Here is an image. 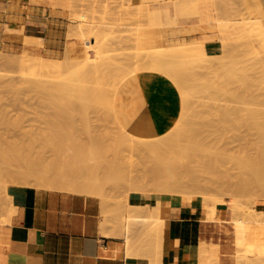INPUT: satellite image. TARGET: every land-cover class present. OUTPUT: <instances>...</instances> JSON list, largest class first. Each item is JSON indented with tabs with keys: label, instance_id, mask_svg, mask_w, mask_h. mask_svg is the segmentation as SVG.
Returning <instances> with one entry per match:
<instances>
[{
	"label": "rangeland",
	"instance_id": "374dc122",
	"mask_svg": "<svg viewBox=\"0 0 264 264\" xmlns=\"http://www.w3.org/2000/svg\"><path fill=\"white\" fill-rule=\"evenodd\" d=\"M129 1L8 0V25L10 26H5V29L8 31V28L24 25L28 42L22 43L18 39L19 37H16L14 39L18 40H8V47L0 48V135L6 140L2 144H7L8 154L12 152L11 155H15L17 159L14 160L15 162L13 161L14 165L11 163L13 166L11 168L15 170L16 173L14 172V174L16 175L0 179V186L8 187V199L4 189H0V205L2 207L0 224L11 223L17 210L12 195H10V189L34 187L61 191L53 185V175L69 172L70 174L66 173L68 177L73 176L69 179L75 180L76 176V179H81L78 177L79 174H82L81 177L84 180V174L91 170L92 173L91 171L88 172L89 176L100 175V178H104L105 191L103 195L98 197L103 206L104 221L120 224L124 228L126 236H129L126 237V239L128 238L126 241L127 254L135 256L140 254V257H143L145 254L148 256V254L154 253L156 256L153 254L151 257L155 256V263H157L158 246L156 247V241L150 239V226L148 227L146 224L143 227L141 225L144 223L140 222L137 223L138 227L136 224H134L135 226L133 224L128 225L130 223L127 220L126 212L127 198L142 194L129 192L128 188L124 187V183L122 186L120 172L118 174L117 171L122 170L126 174L131 170L130 161H134L135 157L133 154L137 157H135V163L142 160L145 152L141 146V148L138 146L140 144L137 141L140 139L136 137H143V140L152 142L163 139L173 133V131L168 132V130L178 117H187L184 115L189 116V113L193 115L195 112L199 114L197 111L199 109L201 114L207 113L206 115L208 112L214 114L215 109H219L218 112L221 113L226 110L223 109V106L228 108V105L234 104L236 93L232 91V87L237 89L239 84L240 86L244 84L239 83L241 78L250 81L249 85L252 89L254 80L251 81L252 78L248 80L247 77L253 76V70L259 66L263 65L264 69V8L260 0H214L217 8L214 13L216 19L214 23H208L198 19L193 21L189 18V12L197 4L199 5L198 0H133L132 3L134 4L130 8L134 9V12L127 14L124 9L128 8ZM81 23L82 29L79 26ZM181 24L185 27L182 31L186 35H180V40L184 44L174 46L177 42V36H169V34L173 28ZM205 27L210 28L215 34L209 42L218 41L221 44H217L219 50L216 54H210L205 49H197L198 51L190 49V47L195 46V42H199L195 39L201 36L200 30L205 32L202 30ZM79 28L84 30L85 37L91 38V41L94 38L96 41L95 46L91 47L88 57L90 68L85 71L81 68L83 63L79 58L84 48L82 39H80L82 32L80 34ZM190 34L197 35L190 36ZM202 34L204 39L206 32ZM192 40L195 41L189 42ZM92 42L94 43V41ZM8 59L12 61V64ZM37 67L43 68L45 71ZM208 67H210V72L205 71L208 72L205 73L204 70ZM27 68L32 70L28 72L25 70ZM67 68L68 70L65 71ZM169 69H171L172 76L169 75ZM38 70H40L39 73L36 72ZM23 71L25 73H22ZM248 71H251L252 74L246 73V76L244 72ZM193 72L200 73L195 74ZM59 73L63 76L61 78L58 76L61 81L56 77V74L59 75ZM194 75H196L195 78ZM258 76V80L262 82L264 78ZM56 79L62 83L61 85H66L67 82L70 84L71 81L72 83L74 81L76 84L80 83V87L75 83L72 85L74 86V95L71 96L73 93L68 95L71 96V99H67L68 96L65 94H58V97L57 95L55 97L54 95L52 97L48 95L37 96L28 91L23 95H13L6 89L10 81L16 84H20L22 81L37 84V81H41V83L53 81L55 83ZM153 79L152 91L145 100L141 95L145 91L144 89L152 87ZM248 82L246 86H248ZM181 83L184 87L181 86ZM228 85H232L229 86L230 89L227 87ZM263 85L262 87L259 86V89L264 90ZM246 86H244V90L246 89L245 92H248L249 86ZM221 87L223 88L221 89ZM241 87L243 88V85ZM224 88H228L230 91L225 89L223 92ZM242 88L236 91H240L239 95L240 93L245 94ZM255 89L256 87H254ZM77 90H79L78 93ZM257 91V94L261 92V90ZM262 92L264 94V91ZM223 93H227V96ZM99 94L100 96H98ZM228 94H235L234 97L231 95L234 99L233 103H230L232 98ZM127 95L129 97H124ZM191 96L193 100L189 99V97L192 98ZM150 98L153 99L151 102H149ZM197 98L198 103L196 102L195 105L193 103ZM83 99L85 101L82 102ZM243 99L240 95V98L236 100V104L239 105L237 107L235 104V107L237 109L244 107L241 110L246 111L249 104L248 101L246 102V98ZM191 101L193 102L191 103ZM199 101H201L200 105L201 103L205 105V108L200 105L197 106ZM238 101L240 102L237 103ZM152 104L155 107L154 111L149 110V106ZM193 105L199 108L196 110ZM250 107L253 108L254 106ZM202 108L205 109L204 112ZM234 110L236 109L234 108ZM88 119L89 122H87ZM181 124L183 125V122ZM187 130L183 133L187 134ZM3 145L1 146L6 149ZM119 147L121 150L118 149ZM25 150L27 152L24 153ZM11 155L10 157L13 158ZM130 157L133 158L130 159ZM12 158L11 160H13ZM83 164L84 167H82ZM123 164L128 166V169L125 170L126 167ZM87 165L89 167H85ZM119 166L123 168L120 169ZM80 167L84 172H79L77 175V170L81 171ZM70 168L73 170L69 171ZM17 174L20 175L17 177ZM118 175L120 176L119 179L116 177ZM204 194V211L208 219L214 218L219 209L217 199L225 201L224 203L220 202L224 205L221 207L225 208L228 207V201L234 202L240 199L243 203L245 202V205L248 206L246 205V210L242 212L245 213L244 217L243 214L241 215L243 218H246L249 209H257V205L264 204V196L256 197L254 191L241 195L234 194L232 191L231 193L229 191L218 192L219 195L216 192L205 191ZM147 196L155 197L154 195ZM156 197L161 198L160 195ZM182 200L183 203H188L186 196H183ZM196 200L201 202L200 197H197ZM250 205L252 206L249 208ZM254 206L255 208H253ZM247 208L249 209L247 210ZM259 219L264 221V214ZM260 220L253 222L259 232L263 224ZM134 227L140 228L138 230L142 234L140 237L144 239V242L129 241ZM262 230L264 232V227ZM245 232H247V228ZM263 239L260 237L255 241H264ZM249 248L250 244L245 241V236L238 238L234 256H238L241 260L245 259L246 254L249 253ZM261 248L263 254L256 256L257 262H249V264H264V246ZM142 249L146 251L143 255ZM234 256L232 260L235 259Z\"/></svg>",
	"mask_w": 264,
	"mask_h": 264
},
{
	"label": "bare ground",
	"instance_id": "6f19581e",
	"mask_svg": "<svg viewBox=\"0 0 264 264\" xmlns=\"http://www.w3.org/2000/svg\"><path fill=\"white\" fill-rule=\"evenodd\" d=\"M129 2L130 3L127 6L128 8H125L124 10L127 14H133L134 9L130 8L134 4V3H132L133 0H130ZM189 6H190V4H189ZM135 11H136V9H135ZM189 18H191V20H193V21H195L197 19L200 21H203L201 19L200 6L198 4L196 5V7L194 9L191 10V12H189ZM10 24H11V22H10ZM9 26L10 25H8V27ZM11 26H13V25L11 24ZM79 26L82 29V23ZM80 28H79L80 34L82 32V34L80 35V39H82V44L84 45V48L82 49V54L79 57L81 60L80 59L79 60L83 63L81 68H83L85 71V70H88L90 68L89 63H88V61H89L88 57H89L91 49H92L91 47L95 46L96 41L94 38H92V41H94V43H93L91 41V38L85 37V35L83 34L84 30L82 31V30H80ZM24 29H25L24 25H17L14 28L13 27L8 28V40L14 41V40L20 39V41L22 43L26 44L28 42L27 41L28 38L26 37ZM202 30L206 32L204 39L202 41L195 42L194 43L195 46L190 47V49L192 51H198L197 49H199V50L204 49L205 44L207 42H209V40L212 39L215 35L214 32L208 27L202 28ZM200 32L205 33V32H202L201 30H200ZM16 37H19V38L14 39ZM27 59H29V58H27ZM7 61H5V62H7ZM15 61H18V60H15ZM29 61H31V60H29ZM5 62H4V64H5ZM9 62H11V64H12L11 60H9ZM25 64H27V63H25ZM31 65H32V63H31ZM156 66H158V65H156ZM262 66H259L255 70H253L254 71L253 76L247 77L248 80H249V78H252L251 81L254 80L253 81L254 84L253 85L251 84L253 90L250 89V87H251L249 85L250 81L249 82L246 81V78H243V80L241 78L240 82L238 79L239 83H241V84L244 83L245 85L242 84L243 85V88H242L241 87L242 85L240 86V84L238 83L239 87H237V89L242 88L244 90V86H246L247 82H248V86L250 89V90L247 89L248 92H245V90H246L245 89L244 90L245 94L240 93L242 99L244 96V99L246 98V102L248 101L249 107L247 108L245 106V108H247L246 111L241 110L242 108L244 109V107H241V109H239V108L237 109L239 104L238 105L236 104V100H237V98H240V95H239L240 91L238 90L239 92H236L237 89L232 87L233 90L232 89L231 90L234 93H236L235 97H234L235 94L234 95L231 94L235 98V101L233 104L234 106L231 105L232 108L230 105H228V108H226L227 106L225 108L223 106V109H226V110H223L221 113L218 112L219 109L218 110L215 109L216 112H218V114H215L216 112L213 114L212 111L210 110L212 114H209V112H208V115H206L207 113H203L205 111V109H203V108H205V105H203L202 103L200 105L201 101H199V104L197 106L200 105L203 107L202 108L203 110L201 109L203 111L202 112L203 114H201V111H199L200 109L197 110L199 107L197 108L196 106L193 105L194 109L197 108L196 110L198 111L199 114H197L195 112L196 111L195 110L194 111L195 113L193 112L194 114L191 115L192 113H189L190 112V110H189L188 113L190 114L189 115L190 117L188 115H184V116H187L189 118L183 117V118H185V119H183L181 117H178L175 124L168 130V132L173 131V133L168 135L167 137H165L163 139L156 140L154 142L148 141V140H143L144 139L143 137H136V138L140 139L139 141H137L140 145L135 143V141H134V143L137 144L139 147L141 146L142 148L141 147L140 148L143 149L145 153H143L144 156L142 157V160H140L141 158L139 159L140 160L139 163L138 162L135 163L136 155L133 154V157L135 156L134 161H130L131 164L129 163L131 170L128 171L126 174H124V171H122V170H121L122 173L120 170L117 171L118 174L120 172L121 178L119 175L116 177H118L117 179H119V178L121 179L122 186L124 183V187H127L128 191L133 192L134 194L138 193V194H142L145 196L146 195H154L155 197L157 195H160L161 200L164 201L165 204L168 202H172L175 205L180 204L183 202V200H182L183 196H186L188 198V203H193L194 201H196L197 197H200V200H201V202H200L201 207L200 208L203 210H204L203 200L205 199V194H204L205 191L216 192L217 194H218V192L229 191L231 193V191H232L234 194H240V195L243 193L247 194L248 192L254 191V194L256 195V197L259 195L264 196V94H262L263 93L262 91H264V90H262V88L259 89L260 88L259 86L262 87V84H264V80L262 82H260L258 80V78H259L258 75H260V76H262V78H264V69ZM18 67L19 66L17 65V68ZM161 67H164V66H161ZM168 67L170 68L171 66H168ZM43 68H44V66H43ZM43 68L42 69L38 68V69L44 70ZM209 68L210 67H208V69L204 70V72L205 71L210 72ZM93 69H96V68H93ZM161 69H163V68H161ZM12 70H14V68H12ZM23 70H24V68H23ZM25 70L27 71L28 68ZM30 70H32V69L29 68L28 72ZM40 70H38L36 72L39 73ZM67 70H68V68L65 71H67ZM166 70L168 71V68ZM90 71H91V69H90ZM170 71H171V69H169V75L171 74L170 76H172V73H170ZM251 71L250 72L248 71L249 73L248 72H244V73L251 75L252 74ZM15 72H16V70H15ZM22 73H25V71H23ZM62 73H63V70H62ZM90 73H92V72H90ZM193 73H195V72H193ZM196 73L199 74L200 72H196ZM205 73H208V72H205ZM174 74L176 75L177 73H174ZM247 74H246V76H247ZM80 75H83V74H80ZM80 75H78V76H80ZM38 76H40V75H38ZM58 76L60 78L63 77L62 75H60V73H59V75L56 74V77H58ZM195 76L196 75H194V78H195ZM56 77H54V78H56ZM59 77H58V79H60ZM179 77H181V76H179ZM253 77H254V79H253ZM190 78H192V77H190ZM2 79H3V77L1 78V82H2ZM244 79L246 82L244 81ZM64 80H65V78H64ZM78 80H77V82H78ZM95 80H96V78H95ZM56 81H57V79L54 81L55 83H53V81H51L50 83L49 82L48 83L42 82V83H45L43 85H42L41 81L40 82L37 81V84L31 83V82L27 83L24 81H22V83H20V84H16V83L10 81V82H8V85L6 86V89L8 90V92L10 94H13V95H20V94L23 95L27 91L29 93H35L37 96L38 95H41V96L48 95L51 97H52V95H54V97L57 95V97H58V94H65V96L66 95L68 96V95L73 93L74 86H72V85L74 83L76 84V82H74V81H73V83H72V81L70 82L71 86L73 87V89H72L69 82H67L68 80L66 81L67 82L66 85H61L62 84L60 82L61 79H60V81L58 80L57 83H56ZM103 81H104V79H103ZM198 81H200V80H198ZM242 81H244V82H242ZM59 82H60V84L57 85ZM195 82H197V81L195 80ZM258 82H260V83H258ZM177 83H179V82H177ZM77 84L79 85L80 83H77ZM3 85H4V83H3ZM181 86H183L182 83H181ZM229 86H232V85H228L227 87L229 88ZM248 86H246V87H248ZM79 87H80V85H79ZM223 87H221V89ZM254 87H256L257 90H261V92L259 94H257L258 91L256 89L254 90ZM39 88H41V90H39ZM228 88H224L223 92H225V89H228ZM263 88H264V85H263ZM180 89H181V87H180ZM78 91L79 90H77V93H78ZM81 91L82 90H80V92ZM181 91H185V90H181ZM196 91L198 92V90H196ZM196 91H194V92L196 93ZM219 91H222V90H219ZM74 92L76 93V91H74ZM216 92L218 94V89L216 90ZM96 93L98 94V92H96ZM187 93H188V91H187ZM227 93H228V91H227ZM93 94H94V91H93ZM191 94H189V95H191ZM223 94L226 95L225 93H223ZM73 95H74V93L71 96H73ZM77 95H80V94H77ZM228 95H230V94H228ZM231 95L229 97H231ZM98 96H100V94ZM70 97L68 96L67 99ZM183 97H184V95H183ZM205 97H207V96H205ZM233 97H231L232 102H230V103H233V100H234ZM77 99L79 100V98H77ZM104 99H102V100H104ZM189 99L193 100V97L192 98L189 97ZM228 99H230V98H228ZM105 100H107V99H105ZM186 100H187V98H186ZM210 100H209V102H210ZM80 101H81V99H80ZM83 101H85V100L83 99L82 102ZM197 101H198V98L196 99V101L193 104H195ZM217 101H218V98H217ZM192 102L193 101H191V103ZM239 102L240 101H238L237 103H239ZM186 104H188V103L186 102ZM235 104L237 107H235ZM74 105H75V103H74ZM229 106H230V108H229ZM250 106H254V107L251 108ZM189 107H190V105H189ZM193 107L191 106L192 110H193ZM208 108H209V106H208ZM234 108L236 110H234ZM207 110L209 111V109H207ZM84 119H86V118H84ZM89 119L87 122L90 121ZM182 122H183V125L181 124ZM181 125H182V127H180ZM186 127L188 128V130ZM181 128H183V129H181ZM186 130H187V134L185 132L183 133V131H186ZM230 132H232V133H230ZM229 133L232 135L230 136ZM3 142H6V140H4L3 136L0 135V179H3V178L8 177V176L12 177V176L16 175V174H14L15 170L13 168H11V166L14 165V162H15L14 160H17L16 156L11 155L12 152H10L11 154H8L9 148L6 147L7 146L6 143H4L6 145H3L2 144ZM14 143H16V142H14ZM1 145H3L6 149H4ZM137 145H135V146H137ZM112 148H113V146H112ZM114 148H115V146H114ZM118 149L121 150L120 147ZM118 149H116V150L119 151ZM141 149L138 148V150H140V151H141ZM25 152H27V151L25 150L24 153ZM129 152H130V148H129ZM131 152L133 153L134 151L132 150ZM121 154H122V152H121ZM10 155L13 156V158L10 157ZM25 155H23V156H25ZM129 156H131V154ZM133 157H130V159ZM11 158L13 160H11ZM137 161H138V159H137ZM11 163H12V165H11ZM100 166H102V165H100ZM82 167H84V164ZM85 167H89V165H87ZM119 167H117V168H119ZM121 168H123V167H120V169ZM73 169L70 168L69 171H71ZM80 169H81V167H80ZM107 169H108V167H107ZM126 169H128V166L125 168V170ZM97 170H98V168H97ZM64 171H68V170H64ZM89 171H91V170H89ZM89 171H87L85 173L86 176L84 174V177H85L84 180H82V177H81L82 174H79L80 176L78 177L81 179H76L77 178V176H76L75 180H72V179H69L70 176L68 177V174H66L69 172H66L64 174V172L62 173V171H60V173H62L63 175H67V176H63L62 174L56 173L58 175H56V174L53 175V185L57 189L64 191V192L73 193L76 195L77 194L78 195L83 194V195L90 196V197H96V196L100 197L101 195L104 194V191H105V189H104L105 188L104 187L105 182L103 180L104 178L103 179L100 178L99 177L100 175L99 176H89V174H88ZM79 172L82 173L84 171L82 169H81V171L78 169L77 175ZM91 173H92V171H91ZM20 174H17V177ZM72 177L73 176L71 175L70 178H72ZM7 188L8 187H6V186H4V187L0 186V189H4L6 197L8 199ZM250 197H253V196H250ZM217 202H218L219 208L221 206H224V205L220 204V202L224 203L225 202L224 200L219 201L217 199ZM227 203H228V208L234 212L233 215H234L235 219L232 222H234V225H235L234 228L236 229V232H237L236 238H241L242 236H246L245 229L247 228V225L251 222H254V223L257 222V220H260L259 218H261V216L264 214V204L257 205L258 209H256L254 206L253 208H255V209H251V210L249 208L252 205H250L249 208H247V210L249 209V212H248V214L246 213V218H243L245 213L243 214L242 212H244L246 210V205H247V204L245 205V202L243 203L240 199H237L234 202L228 201ZM1 208L2 207L0 205V210H2ZM125 208H126V205H125ZM161 209H162L161 206L159 207V206H153L150 204H143V203L142 204H136L130 200V197L127 198V211L126 212H127V220L130 223L128 225L136 224V226H137V223L140 222L142 224L144 223L143 225H141L143 227L146 224L148 225V227L150 226V228H149V229H151L150 230V239L152 241L156 240V243H157L156 247L158 246V250H157L158 253H157V251H156V253L158 255H160L159 254L160 250H162L161 246L163 245V244L161 245V243H162V236H163L162 231L164 229V227H163L164 226V218L161 216ZM3 214H5V213H3ZM242 214H243V217L241 216ZM163 216H166V215H163ZM167 216H168V213H167ZM211 219H213V218H211ZM213 221H214V219H213ZM131 222H133V223H131ZM214 222H216V221H214ZM247 222H249V223L247 224ZM261 222L263 223L262 224V228H263L264 227V221H261ZM220 226H221V224H220ZM248 226L250 227V225H248ZM129 227H127V228H129ZM143 227H142V229H143ZM262 228H261L258 235L255 232L256 235H255L254 241H249V242L246 241L248 244H250L249 253L246 254V258L241 260V259H239L238 256H234V258H235V259H233L234 264H244V263L249 264V262L250 263L257 262L256 256L263 254L262 253L263 249L261 247L264 246V241L256 242L255 240L257 238H260V237L264 238V232H263ZM144 229H146V228H144ZM140 235H142V234H140ZM247 235H249V233ZM126 237H129V236H126ZM140 243H141V241H140ZM129 244H130V242H129ZM139 249H140V247H139ZM144 250H146V248H144ZM141 251H142L141 252L142 255H143V253L146 252V251H143V249ZM133 252H135V251H133ZM152 255H151V253L148 254L149 257H151ZM145 256H147V254H145ZM152 259H155L154 256ZM152 264H154V263H152Z\"/></svg>",
	"mask_w": 264,
	"mask_h": 264
},
{
	"label": "crops",
	"instance_id": "0c3cea01",
	"mask_svg": "<svg viewBox=\"0 0 264 264\" xmlns=\"http://www.w3.org/2000/svg\"><path fill=\"white\" fill-rule=\"evenodd\" d=\"M260 1L264 8V0ZM198 2L201 19L214 23L215 1ZM5 26H8V0H0V48L8 47ZM184 28L181 24L171 30L169 36H177L174 46L184 44L180 40ZM202 39L201 33L195 40ZM218 43L207 42L205 51L218 53ZM153 84L154 79L152 87L144 89L143 99L147 100ZM149 107L150 111L155 110L153 104ZM9 192L17 210L11 223L0 224V264H233L238 238L232 222L234 212L228 207L217 210L214 222L207 218L197 200L175 205L172 202L165 204L159 197L131 196L133 203L162 208L163 245L155 263V256L152 259L126 253L124 228L104 221L103 206L98 197L34 187L12 188ZM248 225L249 235L246 232L245 241H254L259 229L253 222ZM138 229H132L129 241H144Z\"/></svg>",
	"mask_w": 264,
	"mask_h": 264
}]
</instances>
